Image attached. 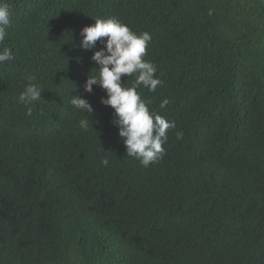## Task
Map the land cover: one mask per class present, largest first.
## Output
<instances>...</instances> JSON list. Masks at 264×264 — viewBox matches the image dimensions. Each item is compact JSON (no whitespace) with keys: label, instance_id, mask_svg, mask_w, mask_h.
Segmentation results:
<instances>
[{"label":"trees","instance_id":"trees-1","mask_svg":"<svg viewBox=\"0 0 264 264\" xmlns=\"http://www.w3.org/2000/svg\"><path fill=\"white\" fill-rule=\"evenodd\" d=\"M2 2L0 264H264V0ZM109 17L151 35L162 83L137 90L175 123L147 167L105 91H84L103 45L82 49L81 30ZM29 75L43 90L31 116ZM71 96L93 107L87 130Z\"/></svg>","mask_w":264,"mask_h":264},{"label":"clouds","instance_id":"clouds-1","mask_svg":"<svg viewBox=\"0 0 264 264\" xmlns=\"http://www.w3.org/2000/svg\"><path fill=\"white\" fill-rule=\"evenodd\" d=\"M95 23L85 26L81 30L80 47L84 50L96 48L99 41L103 47L94 51L91 60L98 67L93 74H88L84 91L91 94L93 86L102 88L106 96L101 103L114 110L113 126L118 128V135L122 139L126 154L140 161L147 167L150 163L162 158L167 140V130L175 128V123L166 120L155 111L150 110L151 100L142 98L138 88L143 86L154 92L162 81L155 75L156 65L144 59L148 43L152 37L148 32L140 34L132 31L126 24L114 17L96 18ZM11 24L10 10L6 3L0 0V44L5 41L7 28ZM106 38V39H103ZM14 59L9 47L0 49V63ZM90 70V71H91ZM122 76L134 77L129 86L122 84ZM29 83L18 96V102L27 107L26 114L32 115V105L40 101L42 88L32 83L35 78L27 77ZM71 104L86 118L79 120L82 129L89 128L88 116L93 114V107L86 98L71 96ZM168 100L162 101L160 107L164 108ZM177 139L183 137L182 132L176 133ZM106 166L109 161L104 159Z\"/></svg>","mask_w":264,"mask_h":264}]
</instances>
